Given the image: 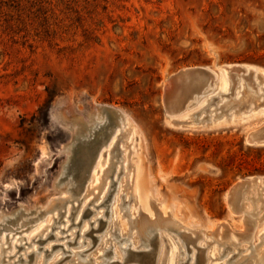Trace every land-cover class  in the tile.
Segmentation results:
<instances>
[{
  "label": "rangeland",
  "instance_id": "374dc122",
  "mask_svg": "<svg viewBox=\"0 0 264 264\" xmlns=\"http://www.w3.org/2000/svg\"><path fill=\"white\" fill-rule=\"evenodd\" d=\"M227 66L264 73V0H0V237L12 233L11 243L0 238V264H102L111 249L109 263L130 240L125 264H264V186L249 189L242 212L228 200L242 180L264 184V145L246 143L248 132L264 136V108L212 113L223 69L211 96L198 92L202 78L166 90L184 69ZM191 93L185 113L171 106ZM94 107L126 120L89 170L107 128L81 140ZM202 108L209 121L195 119ZM71 177L84 188L69 192L61 182ZM70 194L76 200L30 225L31 213ZM149 226L161 242L134 250Z\"/></svg>",
  "mask_w": 264,
  "mask_h": 264
},
{
  "label": "bare ground",
  "instance_id": "6f19581e",
  "mask_svg": "<svg viewBox=\"0 0 264 264\" xmlns=\"http://www.w3.org/2000/svg\"><path fill=\"white\" fill-rule=\"evenodd\" d=\"M222 69L224 71H226L227 74H228L227 75L226 73H224V76L226 77V79L224 80V84L223 85H225V84L227 85L226 86V91H224V93H222V94H219L218 96H213V97H211L209 99L207 107H210V106H214L215 107V110L212 113L217 112V111H219L221 109L223 110V111L221 110L222 112H227V110H230L231 108H236L235 113L238 115L240 112H244L245 110H247L252 104L255 105V106H260V107L264 108V73H261V72L258 73V75H256L255 78H258L259 80H255V78L253 77L254 73L252 71L247 73L246 69L241 67V66H227V67H222L220 69L218 68L217 70L215 69V67L198 68V69H194V68H192V69H184L183 71H180L178 74L173 75L171 77V79L169 80V84L166 85V90H169V91L171 90L172 93H173L172 95L174 96V93H179L178 92L179 91L178 88L181 85H186L187 82L191 78H202V81H200L201 82L200 86L198 88L196 86L195 87L198 89L199 93L203 94V92L205 91L206 94H210V96H211L213 94V91H214L213 87L215 86V78H214L213 74L214 73H218V75H220L221 73H219V72H222V71H220ZM241 73H243V75ZM238 74L240 75L239 77L237 76ZM245 74H251V77L247 78V76L246 77L244 76ZM197 84H198V82H197ZM240 84H241V86H240ZM239 87L242 90H239L240 92L238 93V98L235 99L234 91H236V89L239 88ZM175 90H176V92H175ZM183 90H184V88H183ZM185 91L187 92V90H185ZM180 92L182 93V91H180ZM179 95L177 94L173 98L175 99ZM185 95H187V94L185 93ZM193 96H196V95L192 94L191 98H188L186 101L181 102V103L178 100L179 98L178 99L176 98V100H178V101H176V100L173 101L172 100L173 102H172L171 106L178 107L179 113L181 114L185 110L187 111V110L191 109L194 106V103H192V102L195 100V98ZM223 98H226L228 101L224 102L223 104L221 103L223 106L218 108V105L220 104L221 99H223ZM190 100H192V101H190ZM200 101L201 100L198 99V102L196 104L197 105H198V103L200 104ZM167 103H170V102H167ZM201 104H203V102ZM206 108H202L200 110V112L198 111V112L194 113L195 119H197L198 122L205 121V120L209 121L211 119V117L209 116L210 112L206 111L207 110ZM107 109H108V110H106L107 112H104V111H102V108L94 107V112H93L92 116L88 117L87 121H85V123H84L85 124L84 125L85 128L84 129L81 128L82 130H78V132L81 135L80 138H82L81 140L86 142L88 140H91L94 137V135L100 129H104L105 127H107L105 129V131H103L104 133L102 134V143H101V145L99 147V150L97 151V154L95 155V158H94L93 163L91 165V168L89 170H93V169L95 170V168H96L95 167V161H97V159L99 157H101L103 150H107L108 149L107 146L108 145L110 146L112 144V141L118 136V133H121L123 131V129L125 128L124 127V123H125V120H126V116L124 115V113L121 112L118 109H115V108H107ZM201 111L205 112V114H206L204 116V118H202V119H200L201 118ZM166 113L169 116H174L173 113H172V110L170 109V107L166 108ZM216 115L218 117H221L220 116L221 114L215 113V116ZM51 117L53 119H56V115H55L54 111L52 112ZM176 123L178 124V123H182V122L177 121ZM101 133H102V131H101ZM101 133L99 135H101ZM251 135H253V137H252V141L253 142L251 141V145H264V136L263 135H261L260 133H257L256 131L255 132L251 131V132L247 133L246 137L248 138ZM97 137H99V136H97ZM98 140H99V138H98ZM76 142H78V141L76 140ZM96 142H99V141H96ZM83 148H85V147H83ZM91 179H92V177H91ZM91 179H90V173H89V177L86 178V180L84 182L85 183H90ZM74 181H75V179L73 177H71L69 179H64L63 182H61V183L63 184V186L66 187V189H68L69 192L73 191V190H78L79 191V190H82L84 188V187L82 188V187L76 185L75 183H73ZM242 181L243 182H240V183H237L236 185H234L233 188L228 192L229 206H230L231 210L234 211V212H242V211L245 210L246 206L242 202L244 200H248L247 197H245V196L249 193V189L251 187H252V189H255V188H262L264 186V184L261 183V182H259V185L256 186V184L258 183L256 178H253V179L248 180V181L247 180H242ZM263 182H264V180H263ZM78 187H80V188H78ZM263 189H264V187L262 188V190ZM55 196H56V194H55ZM75 198L76 197L71 196V194H70V195L64 196V198L61 199V200L60 199H58V200L57 199H53V200L49 201L46 204V206L44 207L45 212L43 211L44 212L43 215L39 216V214H37L38 212L37 213L36 212L35 213H31V215H34L35 217L31 220L32 222H30V225H32L33 222H35V221L38 222L40 219L45 217L46 214H49V212L52 213L53 211H56V210L59 211L58 208L61 205L64 206V204L69 202V201L73 202L74 200H76ZM103 205H105V204H103ZM87 207H89V204H87ZM92 213L93 212H90V215ZM58 216L60 217V216H62V214L59 213ZM103 217H105V214L102 215V218ZM82 219H83V217H82ZM96 221L102 223L101 219H98ZM21 222H23V221H21ZM8 223H11V222H8ZM145 223H148V221H145ZM247 223H248V226L252 230L256 226L255 220L252 217H249L247 219ZM21 225H22V223H21ZM173 227L174 226H171V228H173ZM29 228H30V226L27 228V230H23V231H29L28 230ZM84 229L86 231V229H87L86 225L84 226ZM52 230H53V228H52ZM143 230L145 232L148 230L147 233H146V236L142 240L143 243H141V245H138L137 248H134V250L139 249L141 246L142 247L143 246L150 247V249H152L153 241L156 238L161 242V240L157 236L158 235L157 234L158 230H157L156 227L149 226L148 228H143ZM154 230H156L155 233H154ZM220 231H222V235L225 234L224 233L225 230L224 229H220V226H219L218 233ZM10 234H12V233L9 232L8 234H6L5 236L2 237V233H1V237L0 238L5 239V240H7V242L11 243L10 242V238L7 237ZM14 234L18 235L16 233H14ZM50 235H51V233H50ZM74 235H78V234L75 233ZM207 235H209V234H207ZM215 235L217 237L219 236V234H217V233ZM87 236H88V234L84 233V239L85 240H87L86 239V238H88ZM124 236L125 235L122 236L123 238H119L116 234H112L113 240H115L116 242H118L120 244L123 243V242H127L128 241V239L127 238L125 239ZM134 236L137 237L136 235L133 234V237ZM133 237H132V239H133ZM138 237H139V235H138ZM182 238H183V236H182ZM223 238L227 240L228 239V233H227L226 236H223ZM47 239H49V237H47ZM185 239L186 238L184 237V240ZM246 240H248V239H246ZM97 241H98V239H97ZM133 241L134 240H130L129 245L127 247L121 248L120 251L116 250V254L119 256V252H121V254H123L124 258L121 255L118 258H115V259H112L110 257L114 261L113 262H109V263H108V260H109L108 255H111V251H110L111 249H108L104 253V255L102 256V261L104 260L102 262V264H115V263L125 264L127 262V260H128L129 255H131L130 250L128 248L130 247V245L133 244ZM31 242H33V238L31 239ZM39 243H42V242L39 241ZM194 243H195V241H194ZM66 245L69 246L70 243L67 242ZM90 245H91V247H93V242ZM22 247H20L18 250H20ZM56 247L55 246L52 247V252L54 250L60 249L62 246L58 245ZM174 248L175 247L171 246V255L172 256L175 254ZM130 249H132V248H130ZM38 251H39V248H38ZM52 252L51 253H46V257L50 256L52 254ZM3 253H5V252L3 251ZM84 253H85V251L78 253L77 257L78 258L81 257ZM15 254H17V253H15ZM34 254H36V252H34L32 254H28V255L26 254V259H28V260L30 259V261H32ZM63 254H65V252H63ZM180 255L181 254H179V256ZM7 257L9 259H11V258L13 259L14 256H7ZM134 257H138V256L135 255ZM111 259H110V261H111ZM246 259H249V258L246 257ZM17 260H18V262H15L14 264L20 263V262H22L23 264L29 263L28 261L21 260V256H18ZM119 261L120 262L122 261V262L120 263ZM256 261L257 262L259 261L258 258H256ZM3 263H4V261L1 262V264H3ZM171 264H174V259L173 258H172V263Z\"/></svg>",
  "mask_w": 264,
  "mask_h": 264
},
{
  "label": "water",
  "instance_id": "95a60500",
  "mask_svg": "<svg viewBox=\"0 0 264 264\" xmlns=\"http://www.w3.org/2000/svg\"><path fill=\"white\" fill-rule=\"evenodd\" d=\"M167 100V93L165 94V101ZM165 101H164V103H165ZM252 137H253V135H251V136H249L248 138L246 137V143L248 144V145H250V146H252L251 145V141H252ZM253 142V141H252Z\"/></svg>",
  "mask_w": 264,
  "mask_h": 264
},
{
  "label": "trees",
  "instance_id": "16d2710c",
  "mask_svg": "<svg viewBox=\"0 0 264 264\" xmlns=\"http://www.w3.org/2000/svg\"><path fill=\"white\" fill-rule=\"evenodd\" d=\"M39 112H41V110Z\"/></svg>",
  "mask_w": 264,
  "mask_h": 264
}]
</instances>
